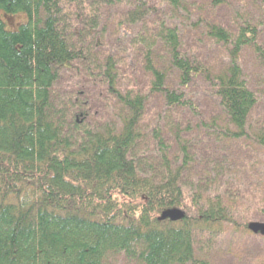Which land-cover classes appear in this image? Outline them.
Here are the masks:
<instances>
[{"label":"trees","instance_id":"obj_1","mask_svg":"<svg viewBox=\"0 0 264 264\" xmlns=\"http://www.w3.org/2000/svg\"><path fill=\"white\" fill-rule=\"evenodd\" d=\"M161 2L184 11L193 29L202 27L203 41L225 51L222 63L187 52L175 17H161L151 0H0V13L25 17L9 30L0 16V264H110L118 255L139 264H208L199 255L224 236L252 233L239 215L240 195L189 180L199 165L193 127H144L153 97L197 114L187 92L200 83L224 125L216 118L208 131L238 144L241 154L250 149L263 167L255 172L261 189L252 205L264 214V90L251 87L242 65L250 51L264 76V0H253L256 14L236 12L230 22L195 15L187 0ZM227 3L194 5L202 13ZM123 4L130 9L122 26L132 27L127 47L95 54L101 9ZM130 62L144 76L141 85L123 84ZM74 66L104 84L106 104L118 111L114 121L87 122L92 101L84 92L55 95L63 71ZM148 131L152 149L142 152ZM174 148L181 154L172 155ZM239 170L229 176H238L230 179L236 184L245 183ZM240 194L245 203L246 190ZM171 209L183 210L184 219L160 220Z\"/></svg>","mask_w":264,"mask_h":264},{"label":"rangeland","instance_id":"obj_2","mask_svg":"<svg viewBox=\"0 0 264 264\" xmlns=\"http://www.w3.org/2000/svg\"><path fill=\"white\" fill-rule=\"evenodd\" d=\"M187 1L188 5L192 7L191 10L195 15H203L205 19L212 21L225 20V22H230L232 21V18L234 19L233 16L236 12L242 14H248V12L256 14L257 11V6H255V2L253 3V0L252 3L248 0H228L227 4L216 6L214 12H211L210 8H207L206 10H203L202 13L197 11L199 6H195V2L206 5L209 0ZM252 4L254 5V8H251L250 10L249 5L252 6ZM68 5L70 7L71 5L75 6V3L70 1ZM151 6L159 12L161 17H166L168 19L173 16L175 17L174 22L179 24L183 29L184 38L186 40L185 50L187 52L191 55L198 56L203 61L210 62L215 66L222 63L226 57L225 51L223 49L221 50L220 47L211 46L205 43L203 41L205 37H203L202 34V27L193 29L192 25L196 22L187 19V14L184 11H178V13H176L169 9L166 4L162 3L161 0H151ZM129 9L130 8L127 7L126 4L115 8L101 9L100 20L102 23L98 31V39L94 44L92 43L90 45L93 47L95 54L106 56L110 50V45L118 52L117 55L124 52L128 44L126 43L128 39L126 38V35L129 34L128 32L132 31V27L125 28V26H122L124 20L123 15ZM6 15L7 14L0 13V16L9 30H17L18 26L25 18L17 15ZM262 39L264 41V38ZM112 53L114 54L115 51ZM126 62L127 60L124 61V63ZM127 64L124 68L122 67L121 71L123 74H127L126 80H122L123 84L128 85L130 82L131 85H141L144 76L138 74V72L135 74L133 73V69L131 70V67L134 66L133 62ZM242 65L246 74L251 79V87L264 90V76L258 71L259 62L256 61V57L250 51H246L242 55ZM135 68L136 64L134 69ZM173 79L174 76L172 75L170 81H173ZM104 89V84L100 81L85 78V69L83 67L74 66L71 70L63 71L62 78L55 88V95L60 98L64 94L72 93L74 91L79 93L84 92L87 96V100L90 102L92 101V104L90 105L92 107H90L92 114L89 119H86V121L89 122L92 120L103 123V121H108V119L114 121V118L116 119L118 114L116 107L112 106L111 102L108 103L109 105L106 104L108 99L103 93ZM187 94H190L193 101L197 103V114L184 108L172 110L167 107L160 98L153 97L148 108L149 119L144 127L152 130V128L157 127L158 124L162 127H167V124H170V122L172 123L171 125L177 124L176 126L179 128L178 130H185L187 126L193 127L194 131L192 132L193 135L190 137V140L199 165L196 168H193L188 174L189 180H195L197 186H205L211 182L220 184L221 187L225 185V189L230 190L229 193L235 194L236 197L240 195L239 201L241 211L239 215L247 220V224H264V214L257 211L252 205L254 195L261 189L258 183L260 178L258 175L256 176L255 172H257L258 169H263V167L258 165L250 149H248L249 153H247V155L241 154L243 149L239 148L238 144H233V142L229 143L227 140L218 137V135L213 134L214 130L211 133L208 131L212 121L216 118H218L220 126L224 127V125L219 119L220 112L216 107L217 104L214 102L215 100L205 93V88L201 83L198 84L192 92L189 90ZM260 95L262 96V100H260L261 110L264 108V95L259 94V96ZM202 122H204L205 126H202ZM199 129H201V131H198ZM176 132L177 131H175V133ZM148 134L149 135L142 142V152H145L149 148L152 149L150 145H146V143L152 141L151 131H148ZM173 136L174 134L170 135L171 138H174ZM212 136L215 137L212 138ZM183 138H189V134H184ZM210 138H212L211 141ZM215 142L219 144L216 148L215 145L217 144ZM210 145L212 146L213 151H211V148L207 149ZM204 150H209L210 152L205 153ZM244 151L246 152L245 149ZM171 152L172 155L176 156L181 154L178 148H174ZM233 153L241 155L243 158L246 157V159L239 161V157L235 156ZM202 155L207 157L206 162L203 161ZM238 168H240V179L242 180L243 178V182L245 183H242L241 181V184H236L230 180L231 178L238 177H229L230 174ZM217 172L219 174L218 177L215 176ZM248 187L250 189H248ZM243 189L246 190L247 198L245 203L242 202V195L240 194ZM199 257H204L208 264H264V238L258 235H253L252 233L247 234L246 236H240L238 234L233 237L224 236L211 251H204L202 256L199 255ZM110 264L139 263L130 262L124 256L118 255L110 260Z\"/></svg>","mask_w":264,"mask_h":264},{"label":"water","instance_id":"obj_3","mask_svg":"<svg viewBox=\"0 0 264 264\" xmlns=\"http://www.w3.org/2000/svg\"><path fill=\"white\" fill-rule=\"evenodd\" d=\"M185 217V212L181 209H171L162 213L160 220L169 219L172 222H178ZM249 230L253 234H260L264 236V224L262 223H251L248 226Z\"/></svg>","mask_w":264,"mask_h":264}]
</instances>
